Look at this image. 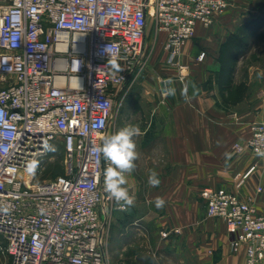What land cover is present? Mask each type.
<instances>
[{
  "label": "built area",
  "instance_id": "built-area-1",
  "mask_svg": "<svg viewBox=\"0 0 264 264\" xmlns=\"http://www.w3.org/2000/svg\"><path fill=\"white\" fill-rule=\"evenodd\" d=\"M228 9V0H11L0 12V264H112L108 221L129 206L117 210L104 192L106 162L91 150L110 135L148 20L183 69L197 25L211 27ZM108 45L122 71L108 65ZM251 132L246 148L264 158V125ZM51 143L64 151V175L37 183ZM249 174H238V188ZM201 195L208 215L225 220L232 249L245 247V264H264V215L226 189Z\"/></svg>",
  "mask_w": 264,
  "mask_h": 264
},
{
  "label": "crops",
  "instance_id": "crops-1",
  "mask_svg": "<svg viewBox=\"0 0 264 264\" xmlns=\"http://www.w3.org/2000/svg\"><path fill=\"white\" fill-rule=\"evenodd\" d=\"M228 2L211 27L197 25L179 57L183 69L168 61L166 34L147 28L133 75L128 115L143 134L134 137L139 158L127 174L129 209L134 225L152 218L182 231L166 241L181 264H245V247L232 249L225 220L207 215L204 189L229 190L264 215V158L246 148L251 126L264 125V0ZM246 173L238 188V174ZM141 209L149 213L138 218Z\"/></svg>",
  "mask_w": 264,
  "mask_h": 264
},
{
  "label": "rangeland",
  "instance_id": "rangeland-1",
  "mask_svg": "<svg viewBox=\"0 0 264 264\" xmlns=\"http://www.w3.org/2000/svg\"><path fill=\"white\" fill-rule=\"evenodd\" d=\"M10 4L11 0H0V12ZM156 28L155 19L150 17L149 34L155 32ZM134 82V76H131L129 82L119 92L110 135L125 125L133 123L131 115H128V109L132 102L130 96L134 91ZM43 165L44 168L38 172L35 179L37 183L52 178L57 173L58 167L64 166V151L59 144H50L48 157L45 158ZM148 213L141 209L138 213L136 212V216L141 218ZM133 217V213L128 209L124 212H115L109 218L106 242L112 264H181V261L171 254L172 249L166 245L167 239L171 236H181V230L178 229L179 233H176L177 229L160 226L152 218L134 225Z\"/></svg>",
  "mask_w": 264,
  "mask_h": 264
},
{
  "label": "clouds",
  "instance_id": "clouds-1",
  "mask_svg": "<svg viewBox=\"0 0 264 264\" xmlns=\"http://www.w3.org/2000/svg\"><path fill=\"white\" fill-rule=\"evenodd\" d=\"M109 48V45L104 48V51L110 56L108 65L116 71H122L115 59L116 53L111 52ZM79 64V61L75 62L77 71ZM166 94L175 95V89H167ZM142 134L139 126L128 124L114 134L102 137V143L93 146L91 150L98 162L101 158L106 162V167L103 170V190L110 199L114 200L117 210L120 211L124 210L126 206L133 204V199L125 185L128 182L127 174L134 171L136 168L135 162L139 158L134 137H139ZM259 154L264 155V152ZM148 183L153 187L158 186L160 184L158 173L151 171ZM155 203L156 207L162 208L165 201L162 198H158Z\"/></svg>",
  "mask_w": 264,
  "mask_h": 264
},
{
  "label": "trees",
  "instance_id": "trees-1",
  "mask_svg": "<svg viewBox=\"0 0 264 264\" xmlns=\"http://www.w3.org/2000/svg\"><path fill=\"white\" fill-rule=\"evenodd\" d=\"M59 175H64V168L63 167H58L57 173L53 177H57Z\"/></svg>",
  "mask_w": 264,
  "mask_h": 264
}]
</instances>
